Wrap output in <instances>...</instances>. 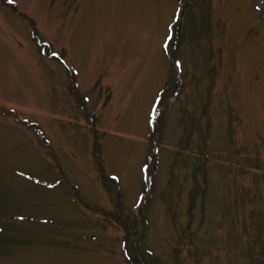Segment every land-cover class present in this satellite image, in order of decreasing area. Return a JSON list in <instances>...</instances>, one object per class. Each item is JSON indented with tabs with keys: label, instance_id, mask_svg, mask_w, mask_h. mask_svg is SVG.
<instances>
[{
	"label": "rangeland",
	"instance_id": "374dc122",
	"mask_svg": "<svg viewBox=\"0 0 264 264\" xmlns=\"http://www.w3.org/2000/svg\"><path fill=\"white\" fill-rule=\"evenodd\" d=\"M180 1L0 0V264H264V0Z\"/></svg>",
	"mask_w": 264,
	"mask_h": 264
},
{
	"label": "snow or ice",
	"instance_id": "6c2138e0",
	"mask_svg": "<svg viewBox=\"0 0 264 264\" xmlns=\"http://www.w3.org/2000/svg\"><path fill=\"white\" fill-rule=\"evenodd\" d=\"M9 2H12V0H9Z\"/></svg>",
	"mask_w": 264,
	"mask_h": 264
}]
</instances>
